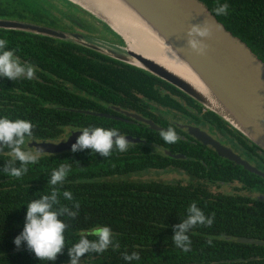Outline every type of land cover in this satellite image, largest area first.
<instances>
[{"label":"trees","instance_id":"16d2710c","mask_svg":"<svg viewBox=\"0 0 264 264\" xmlns=\"http://www.w3.org/2000/svg\"><path fill=\"white\" fill-rule=\"evenodd\" d=\"M198 1L264 63V0ZM224 3L229 5L228 14L216 16L213 9ZM0 19L87 33L103 42L123 45L109 27L67 0H0ZM0 39L8 41V48L15 49L22 62L36 68L32 80L0 78V117L30 120L35 125L33 138L26 144L57 142L70 131L85 127L116 128L122 135L140 139L129 143L126 152L114 150L109 158L91 149L42 154L18 179L4 174L12 157L7 149L0 153V264H69L67 247L96 226L110 227L120 248L86 254L81 264H264V245L236 241L244 237L264 243V179L226 159L208 156L204 149L181 138L166 143L160 131L123 114H137L167 129L170 124L161 116L183 111L171 94L193 102L190 97L141 69L73 43L3 29ZM84 112L106 113L118 119ZM210 114L240 137L244 158L251 149L264 153L219 116ZM166 152L183 157L174 159ZM62 163L71 164V171L64 184L56 186L60 202L75 211L72 202L62 196L63 191L72 192L80 203L79 214L74 220L61 217L69 225L63 253L54 262L40 261L26 244L17 249L13 241L23 231L26 205L50 194L51 172ZM15 166L19 167V162ZM167 169L185 175L188 182L117 179ZM229 186H233L232 194L212 192V187ZM193 202L206 216L215 213V221L211 227L197 226L186 233L192 244L185 253L172 238L174 226L183 222ZM125 252L139 253L140 260L124 261Z\"/></svg>","mask_w":264,"mask_h":264},{"label":"water","instance_id":"95a60500","mask_svg":"<svg viewBox=\"0 0 264 264\" xmlns=\"http://www.w3.org/2000/svg\"><path fill=\"white\" fill-rule=\"evenodd\" d=\"M67 1L104 23L122 39L123 45L110 44L99 39L98 41L93 40V38H88V36L78 32H67L9 19H0V29L21 31L73 43L118 62L141 69L197 101L264 152V63L243 42L227 31L200 1L121 0L163 40L177 58L186 64V67L198 78L210 96L208 94L203 95L163 66L129 50L124 37L103 17L86 8L77 0ZM204 21L208 22L213 35L211 39L205 41L209 47L208 54L197 56L187 47L186 33L192 25L202 24ZM217 25L220 26L219 30L216 28ZM175 49L179 50V54ZM130 59L137 60L139 65L132 63ZM208 98H211V101ZM84 113L102 118L118 119L106 113ZM123 114L148 125L155 131L166 130L137 114L128 112ZM81 134L79 130H75L71 131L64 140L57 142L30 141L27 146L34 150L36 148L41 149V155L69 152L72 151V145L76 143ZM188 134L202 145L211 147L219 157L264 179V173L252 167L247 161L233 153L231 149L221 145L206 133L197 128H188ZM125 138L129 143L140 142V139L130 136H125ZM166 154L174 159L183 157L168 152ZM236 241L238 243L264 245L263 242L251 238L239 237Z\"/></svg>","mask_w":264,"mask_h":264},{"label":"clouds","instance_id":"9594fccd","mask_svg":"<svg viewBox=\"0 0 264 264\" xmlns=\"http://www.w3.org/2000/svg\"><path fill=\"white\" fill-rule=\"evenodd\" d=\"M198 2V0H196ZM229 5L227 3L217 4L213 9L216 16H226ZM217 30L220 26H216ZM187 47L197 56H206L209 47L206 40L212 38V29L208 22L192 25L187 33ZM176 50V49H175ZM179 54V50H176ZM36 76V68L33 64L22 62L16 55L15 49L8 48V41L0 39V78H6L11 81L19 79L32 80ZM35 125L30 120L9 119L0 117V153L5 149L12 157L7 161L3 172L12 178H21L28 172L29 164H37L41 149H26V141L33 138V129ZM79 135L75 144L72 145V152L91 149L93 153H99L105 158L112 156L113 151L126 152L129 142L116 128L105 129L102 127H85L79 130ZM160 137L169 144L175 143L179 137L176 129L172 126L159 132ZM19 162V167L15 165ZM71 171V164L62 163L51 172L49 185L52 186L50 194L40 195L39 198L31 200L27 205L23 231L15 237L13 243L20 248L26 244L27 250L34 253L40 261H56L58 255L62 254L66 246L65 232L69 225L61 219L67 216L74 220L80 209V203L74 200L70 191H63L62 196L65 200L71 201L75 211L67 206L61 205V193L56 187L62 186ZM60 205L59 207H56ZM215 221V213L206 216L195 202L187 208V215L183 222L174 226V236L172 241L174 245L187 253L191 250L192 241L187 235L190 229L197 226L211 227ZM116 234L108 226H96L86 232H82L78 242L71 247H67L69 264H81V258L89 253L102 254L109 248L118 251L119 241L115 239ZM94 237V239H89ZM209 246L212 240L207 241ZM124 261H139L140 255L137 252L123 254Z\"/></svg>","mask_w":264,"mask_h":264},{"label":"bare ground","instance_id":"6f19581e","mask_svg":"<svg viewBox=\"0 0 264 264\" xmlns=\"http://www.w3.org/2000/svg\"><path fill=\"white\" fill-rule=\"evenodd\" d=\"M77 2L108 21L124 37L129 50L163 66L203 95H209L207 89L186 67V64L177 58L163 40L123 1L77 0ZM130 61L139 65L135 59ZM208 99L211 101V98Z\"/></svg>","mask_w":264,"mask_h":264},{"label":"flooded vegetation","instance_id":"af4514ba","mask_svg":"<svg viewBox=\"0 0 264 264\" xmlns=\"http://www.w3.org/2000/svg\"><path fill=\"white\" fill-rule=\"evenodd\" d=\"M171 96L182 105L183 111L175 112L176 114H179L180 117L178 118L175 117V113L169 118H165L163 116H161V118L167 119V123L170 124L169 126H173L176 129L179 138H183L182 140H186L187 142H191L193 145L199 146L200 149H204L205 153H207L208 156L219 157L211 147L202 145L201 143L197 142L194 137L188 134V128H197L219 142L221 145L231 149L233 153L238 155L241 159L247 161L252 167L264 173V153H261L255 149H251V152L248 153L244 158V151L240 146V144L242 143L240 137H238L235 133H231L229 129L226 128V125L222 124L220 121L214 120L209 110L204 108L201 104L193 99V102H190L179 94H171ZM185 109L186 112L184 111ZM247 195L251 197H260V195L258 194Z\"/></svg>","mask_w":264,"mask_h":264},{"label":"rangeland","instance_id":"374dc122","mask_svg":"<svg viewBox=\"0 0 264 264\" xmlns=\"http://www.w3.org/2000/svg\"><path fill=\"white\" fill-rule=\"evenodd\" d=\"M96 25H97L98 29H102L101 26H99L98 24H96ZM78 33H81V32H78ZM81 34H83V33H81ZM84 35L88 36V38L90 37V38H93V40H97L98 41V39L96 37H94V36H90L87 33H85ZM163 116L165 118H169L172 115L171 114H165V115L163 114ZM175 117L178 118L180 116H179V114L175 113ZM25 147H26V149H32V148H29L28 146H25ZM32 150L34 151V149H32ZM168 170L169 169H167L165 171H161V170L140 171V172H136V173H130V174H127L125 176L117 177V179L125 180V181L154 180V181L165 182V183H174L176 181H181L184 184L186 182H188L189 179L185 175H183V174H175L174 171H168ZM233 190H234L233 186L219 187V188L212 187V191L214 193H225V194L231 193L232 194Z\"/></svg>","mask_w":264,"mask_h":264}]
</instances>
